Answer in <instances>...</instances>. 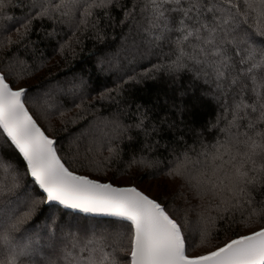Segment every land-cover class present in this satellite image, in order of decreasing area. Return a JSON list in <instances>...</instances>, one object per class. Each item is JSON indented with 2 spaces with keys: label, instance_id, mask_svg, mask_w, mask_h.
I'll return each mask as SVG.
<instances>
[{
  "label": "snow or ice",
  "instance_id": "obj_1",
  "mask_svg": "<svg viewBox=\"0 0 264 264\" xmlns=\"http://www.w3.org/2000/svg\"><path fill=\"white\" fill-rule=\"evenodd\" d=\"M0 264H264V0H0Z\"/></svg>",
  "mask_w": 264,
  "mask_h": 264
},
{
  "label": "trees",
  "instance_id": "obj_2",
  "mask_svg": "<svg viewBox=\"0 0 264 264\" xmlns=\"http://www.w3.org/2000/svg\"><path fill=\"white\" fill-rule=\"evenodd\" d=\"M96 47H99V45H95L92 41H86L85 49L81 53L79 63H90L89 61H87V57L92 51L95 50ZM73 67L74 64L62 66L61 70L70 71ZM42 75L43 74H39L34 79L29 80L28 85L31 86L37 84L42 78ZM125 87L127 89L126 96L133 105H135L136 103H140L146 106L151 111L153 116H156L158 113L165 111L169 107V104L171 103L172 99L176 97V89L178 85L173 84L163 74L157 73L154 79H145L142 83H131L125 85ZM165 101H168L169 103H165ZM208 111H210V109L201 110L198 113L197 118L210 119L211 117L207 115ZM132 146L139 147V141L134 142ZM125 147L127 150L128 146L126 145ZM144 171L150 172L151 170L145 169ZM141 180L142 183H140V186L146 191H149L153 196H162L165 192H174L181 183L179 179L172 180L163 174H159L155 178H153L151 175H149L146 179L142 177L137 178V182H140ZM147 181L155 183L157 189L156 192L151 190L154 189V186L152 185L153 183L149 184L148 187L144 186L145 182Z\"/></svg>",
  "mask_w": 264,
  "mask_h": 264
},
{
  "label": "rangeland",
  "instance_id": "obj_3",
  "mask_svg": "<svg viewBox=\"0 0 264 264\" xmlns=\"http://www.w3.org/2000/svg\"><path fill=\"white\" fill-rule=\"evenodd\" d=\"M152 183H153V182H148V181H147V182H145L144 186L148 187V185H149V184H152ZM152 185L154 186V187H153L154 189H151V188H150V189H151L152 191L156 192L157 189H156L155 183H153Z\"/></svg>",
  "mask_w": 264,
  "mask_h": 264
}]
</instances>
